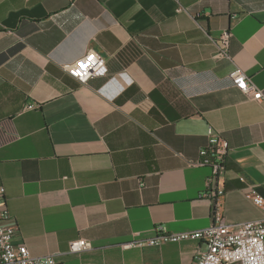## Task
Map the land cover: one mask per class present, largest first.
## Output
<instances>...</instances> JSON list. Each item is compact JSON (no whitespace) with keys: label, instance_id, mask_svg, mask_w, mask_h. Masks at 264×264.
I'll return each instance as SVG.
<instances>
[{"label":"crops","instance_id":"crops-1","mask_svg":"<svg viewBox=\"0 0 264 264\" xmlns=\"http://www.w3.org/2000/svg\"><path fill=\"white\" fill-rule=\"evenodd\" d=\"M226 28L232 59L216 58ZM90 50L107 70L82 84L64 65ZM236 66L264 93V0H0V184L15 242L61 264H194L202 240L121 244L213 223L212 169L191 164L209 127L230 145L226 221L264 218L251 196L264 200V98L233 84ZM77 238L93 248L71 252Z\"/></svg>","mask_w":264,"mask_h":264},{"label":"built area","instance_id":"built-area-1","mask_svg":"<svg viewBox=\"0 0 264 264\" xmlns=\"http://www.w3.org/2000/svg\"><path fill=\"white\" fill-rule=\"evenodd\" d=\"M232 31L224 29L216 39V58L232 59L230 45ZM66 72L82 84H86L94 75L105 74L106 62L102 55L90 50L77 62L65 64ZM233 84L244 94L255 100L264 98L252 78L241 67L236 66L230 73ZM34 107L33 104L28 105ZM208 144L201 148L199 158L191 161L192 165L210 166L212 173L207 180L206 195L214 203L213 223L205 228L191 231L170 232L165 225L156 226L157 234L148 238H134L121 244L122 248L157 246L164 242H178L189 239L202 240L205 250L194 256V264H264V218L231 224L226 221L222 211V198L225 190L219 186L230 145L227 139L208 130ZM6 188L0 184V264H61L53 255L35 256L25 243H16L19 226L13 219L5 203ZM252 200L259 206L264 204L260 194L251 193ZM139 233H136V235ZM93 244L86 238H77L70 243L73 253L87 251Z\"/></svg>","mask_w":264,"mask_h":264}]
</instances>
